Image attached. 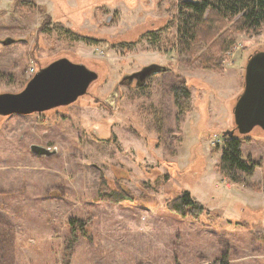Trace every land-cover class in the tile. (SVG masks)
<instances>
[{
  "label": "rangeland",
  "instance_id": "rangeland-1",
  "mask_svg": "<svg viewBox=\"0 0 264 264\" xmlns=\"http://www.w3.org/2000/svg\"><path fill=\"white\" fill-rule=\"evenodd\" d=\"M178 3L0 0V40L15 39L0 43V93L20 91L60 57L97 72L70 103L0 114V264H264V128L243 133L241 156L256 163L246 182L218 170L221 131L233 123L248 56L264 51V25L237 33L223 53L213 49L222 67L206 68L196 55L210 44L183 50L171 27ZM46 17L47 31L37 30ZM158 26V41L137 40ZM149 63L167 69L141 90L119 84ZM181 79L189 100L178 122L168 86ZM118 187L132 199L101 197ZM185 189L206 212L167 209ZM70 218L83 222L74 234Z\"/></svg>",
  "mask_w": 264,
  "mask_h": 264
},
{
  "label": "trees",
  "instance_id": "trees-1",
  "mask_svg": "<svg viewBox=\"0 0 264 264\" xmlns=\"http://www.w3.org/2000/svg\"><path fill=\"white\" fill-rule=\"evenodd\" d=\"M40 9L43 10V8ZM176 16L177 21L171 27H177V39L180 41L182 49L190 50L188 48L190 44L209 43V50L199 52L196 57L204 64V67L219 69L222 67L225 56L214 55L213 49L215 51L219 49L222 53L229 50L237 33H260L264 25V0H179ZM226 19L229 20L226 21ZM49 23H51V19L46 17L37 30L47 31ZM163 26H158L155 30H144L137 40L146 39L152 43L158 41L164 32ZM83 38L85 37L83 36ZM260 51L255 50L249 56L247 54L248 60L253 54ZM181 80L179 83H171L168 86L176 107L175 119L178 122L183 120L188 112L185 102L189 100L188 83L184 79ZM232 119V125L221 131L224 144L218 160V170L233 183H243L252 173L256 163L254 164L249 158L241 156L242 144L248 140V136L238 131L234 118ZM103 181L102 184H104ZM104 193L102 198L114 202L132 199L131 193L122 187L110 191L104 190ZM165 205L168 210L181 216L198 217L204 211L206 212L205 206L195 200L186 189L168 197ZM69 227L74 234L76 229L83 228V222L70 218ZM213 264H229V262L222 257Z\"/></svg>",
  "mask_w": 264,
  "mask_h": 264
},
{
  "label": "water",
  "instance_id": "water-1",
  "mask_svg": "<svg viewBox=\"0 0 264 264\" xmlns=\"http://www.w3.org/2000/svg\"><path fill=\"white\" fill-rule=\"evenodd\" d=\"M14 40L6 38L0 43ZM164 70L166 66L158 63L144 65L139 71L124 75L120 83L125 77H135L136 84L141 86L149 75ZM95 78L94 71L65 57L59 58L34 72L20 91L1 92L0 114H29L70 103L83 95ZM232 112L240 133H247L256 125L264 128V51L253 54L246 62L244 85ZM30 150L38 155L54 153L38 144H31Z\"/></svg>",
  "mask_w": 264,
  "mask_h": 264
},
{
  "label": "flooded vegetation",
  "instance_id": "flooded-vegetation-1",
  "mask_svg": "<svg viewBox=\"0 0 264 264\" xmlns=\"http://www.w3.org/2000/svg\"><path fill=\"white\" fill-rule=\"evenodd\" d=\"M60 58H62V57H60ZM57 59H59V58H57ZM57 59H55V60H57ZM54 61V60H53ZM74 62V61H73ZM75 63H78V64H81V65H83L84 67H86L85 65H84V63H81V62H75ZM150 64V63H149ZM42 68V67H41ZM87 69H89L88 67H86ZM40 69V68H39ZM167 69V68H166ZM89 70H91V71H94L95 73H96V77H97V72L95 71V70H92V69H89ZM140 70V69H139ZM139 70H136V71H139ZM136 71H133V72H136ZM133 72H131V73H133ZM131 73H129V74H131ZM154 74H156V73H154ZM154 74H151V75H149L147 78H146V82L143 84V85H141V86H138L137 84H136V78L134 77V78H132V79H129L128 77H125L124 79H123V82L122 83H119V84H121V85H123V84H126V85H128V84H131L132 82H134V84H135V87L136 88H138L139 90H141V89H144L146 86H148V80L154 75ZM126 75V74H125ZM124 76V75H123ZM96 79V78H95ZM94 80V79H93ZM92 80V81H93ZM91 81V82H92ZM90 82V83H91ZM89 83V84H90ZM89 86V85H88ZM88 88V87H87ZM117 89H118V85L116 86V88H115V90L117 91ZM86 91H87V89H86ZM60 105H63V104H60ZM58 106V105H57ZM52 108V107H51Z\"/></svg>",
  "mask_w": 264,
  "mask_h": 264
},
{
  "label": "built area",
  "instance_id": "built-area-1",
  "mask_svg": "<svg viewBox=\"0 0 264 264\" xmlns=\"http://www.w3.org/2000/svg\"><path fill=\"white\" fill-rule=\"evenodd\" d=\"M219 134L218 133H216V134H214V137H216V139H215V141L218 143L219 142V138H220V135L218 136Z\"/></svg>",
  "mask_w": 264,
  "mask_h": 264
},
{
  "label": "crops",
  "instance_id": "crops-1",
  "mask_svg": "<svg viewBox=\"0 0 264 264\" xmlns=\"http://www.w3.org/2000/svg\"><path fill=\"white\" fill-rule=\"evenodd\" d=\"M234 106V105H233ZM231 125V124H230Z\"/></svg>",
  "mask_w": 264,
  "mask_h": 264
}]
</instances>
